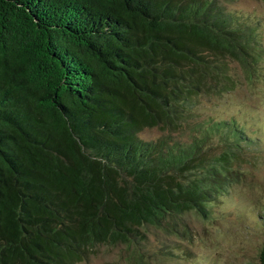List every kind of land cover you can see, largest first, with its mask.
<instances>
[{"label":"trees","instance_id":"16d2710c","mask_svg":"<svg viewBox=\"0 0 264 264\" xmlns=\"http://www.w3.org/2000/svg\"><path fill=\"white\" fill-rule=\"evenodd\" d=\"M253 26L223 0H0V264L169 259L258 137L197 111L250 76Z\"/></svg>","mask_w":264,"mask_h":264},{"label":"rangeland","instance_id":"374dc122","mask_svg":"<svg viewBox=\"0 0 264 264\" xmlns=\"http://www.w3.org/2000/svg\"><path fill=\"white\" fill-rule=\"evenodd\" d=\"M237 14L251 18L258 35L256 61L249 77L239 64L230 63L238 77L232 88L201 97L197 106L199 118L233 117L257 138H251L241 149L236 169L238 179L208 204V214L201 218L188 216L189 234L171 236L172 255L156 264H252L264 240V0H223ZM157 128H144L139 135L152 138ZM218 135H212L216 143ZM150 246L154 239L149 238ZM108 249L77 264H127Z\"/></svg>","mask_w":264,"mask_h":264}]
</instances>
